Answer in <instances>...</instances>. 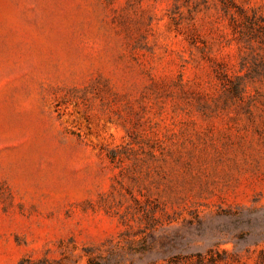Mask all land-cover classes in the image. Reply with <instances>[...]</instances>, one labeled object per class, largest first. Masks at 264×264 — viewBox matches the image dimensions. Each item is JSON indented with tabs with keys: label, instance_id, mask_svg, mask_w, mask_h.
Returning a JSON list of instances; mask_svg holds the SVG:
<instances>
[{
	"label": "rangeland",
	"instance_id": "374dc122",
	"mask_svg": "<svg viewBox=\"0 0 264 264\" xmlns=\"http://www.w3.org/2000/svg\"><path fill=\"white\" fill-rule=\"evenodd\" d=\"M264 264V0H0V264Z\"/></svg>",
	"mask_w": 264,
	"mask_h": 264
},
{
	"label": "trees",
	"instance_id": "16d2710c",
	"mask_svg": "<svg viewBox=\"0 0 264 264\" xmlns=\"http://www.w3.org/2000/svg\"><path fill=\"white\" fill-rule=\"evenodd\" d=\"M90 264H103V263L98 260H92L90 261Z\"/></svg>",
	"mask_w": 264,
	"mask_h": 264
}]
</instances>
